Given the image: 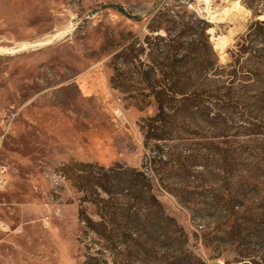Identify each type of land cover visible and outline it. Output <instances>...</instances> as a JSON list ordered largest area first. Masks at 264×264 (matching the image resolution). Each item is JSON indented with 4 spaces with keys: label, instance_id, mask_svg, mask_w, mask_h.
Masks as SVG:
<instances>
[{
    "label": "rangeland",
    "instance_id": "1",
    "mask_svg": "<svg viewBox=\"0 0 264 264\" xmlns=\"http://www.w3.org/2000/svg\"><path fill=\"white\" fill-rule=\"evenodd\" d=\"M0 148V264H264V0H0Z\"/></svg>",
    "mask_w": 264,
    "mask_h": 264
},
{
    "label": "trees",
    "instance_id": "2",
    "mask_svg": "<svg viewBox=\"0 0 264 264\" xmlns=\"http://www.w3.org/2000/svg\"><path fill=\"white\" fill-rule=\"evenodd\" d=\"M199 23L202 25V35H203V38L205 40H208V36H207V31L209 29V26L206 22L204 21H200L199 20ZM159 30H162V28H159ZM170 37L171 39V31L168 29V30H164ZM156 32H158V30H156ZM171 41V40H170ZM214 55V54H213ZM209 61V60H208ZM230 75V74H228ZM220 76V75H218ZM167 78L168 76H164V78ZM178 82H176V85H174V87L170 88V91L173 93V95L175 97H178V96H184L185 94L180 92V90L177 88ZM165 92L164 91H160V92H156V103H157V106H158V110L160 111V113H164L165 111V106H164V97H165ZM147 124L146 127H148V129H152L153 128V124L156 123V119H147L146 122ZM152 136L149 135V134H145V138L146 140L147 139H150ZM154 162V161H153ZM139 175L143 176L144 177V174L142 173H138ZM221 207L222 209H224L226 211V215L229 219L233 218L236 216V209H239L238 206L236 205V199L235 197L232 195V193H227L226 196L224 195L223 198L221 199ZM207 247V246H206ZM191 258H193L195 261H196V264H205L199 257L197 256H192ZM190 259V258H189ZM211 259H214V258H211ZM89 264H108L107 262H100L98 259L96 258H91L90 259V263ZM128 264H138L137 262H129ZM152 264H194V263H191L186 257H181V256H175L174 258H172L171 260L167 261V262H154ZM256 264V263H254Z\"/></svg>",
    "mask_w": 264,
    "mask_h": 264
},
{
    "label": "built area",
    "instance_id": "3",
    "mask_svg": "<svg viewBox=\"0 0 264 264\" xmlns=\"http://www.w3.org/2000/svg\"><path fill=\"white\" fill-rule=\"evenodd\" d=\"M1 149V148H0ZM4 184L3 179H0V187H2ZM4 228V224L2 223L1 219H0V230H3Z\"/></svg>",
    "mask_w": 264,
    "mask_h": 264
}]
</instances>
